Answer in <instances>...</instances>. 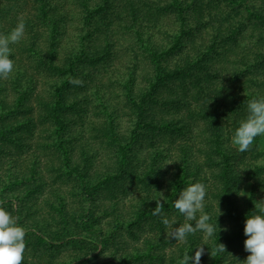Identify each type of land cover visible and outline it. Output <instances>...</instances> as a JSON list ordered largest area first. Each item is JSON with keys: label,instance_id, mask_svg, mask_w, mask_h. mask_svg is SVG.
Wrapping results in <instances>:
<instances>
[{"label": "trees", "instance_id": "obj_1", "mask_svg": "<svg viewBox=\"0 0 264 264\" xmlns=\"http://www.w3.org/2000/svg\"><path fill=\"white\" fill-rule=\"evenodd\" d=\"M20 19L0 206L26 230L23 264H179L201 246V264H242L264 137L243 153L231 139L264 97V0H0V34ZM195 182L219 227L176 241L195 222L174 202Z\"/></svg>", "mask_w": 264, "mask_h": 264}, {"label": "clouds", "instance_id": "obj_2", "mask_svg": "<svg viewBox=\"0 0 264 264\" xmlns=\"http://www.w3.org/2000/svg\"><path fill=\"white\" fill-rule=\"evenodd\" d=\"M26 34V23L18 20L16 26L7 34H0V78L8 77L15 69L13 59V46L20 43ZM74 83H80L79 80ZM246 119L239 123L235 129L231 142L239 152H246L257 137H264V97L249 100L246 105ZM207 187L202 182L189 184L184 188L174 202V208L181 213L186 221L172 231L170 238L176 241H184L189 235L197 231L205 233L208 237L216 233L217 223H211V215L204 212V202L207 197ZM257 209V205H256ZM199 213V216L197 215ZM247 214L244 224L245 251L249 253L242 264H264V207ZM153 215L160 218L161 223L168 227L170 220L163 213V206L157 200V206ZM26 230L17 224L16 219L4 207L0 206V264H23ZM194 250V249H193ZM185 252L179 260V264H201L204 248H195ZM225 245L217 244L216 251L224 252Z\"/></svg>", "mask_w": 264, "mask_h": 264}, {"label": "rangeland", "instance_id": "obj_3", "mask_svg": "<svg viewBox=\"0 0 264 264\" xmlns=\"http://www.w3.org/2000/svg\"><path fill=\"white\" fill-rule=\"evenodd\" d=\"M68 253H69V250H67V249H62V251L58 252L57 255L60 256V257H62V256L67 255ZM100 261H102V256H99V257H97L96 259H93V260H92V262H94V263H96V262L99 263ZM41 264H45V263L43 262V260H42V263H41ZM54 264H57V263L54 262Z\"/></svg>", "mask_w": 264, "mask_h": 264}]
</instances>
